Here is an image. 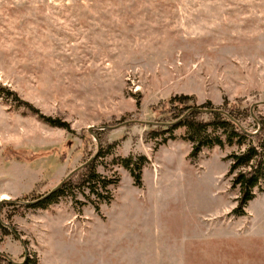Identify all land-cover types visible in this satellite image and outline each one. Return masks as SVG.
I'll list each match as a JSON object with an SVG mask.
<instances>
[{
  "label": "rangeland",
  "instance_id": "obj_1",
  "mask_svg": "<svg viewBox=\"0 0 264 264\" xmlns=\"http://www.w3.org/2000/svg\"><path fill=\"white\" fill-rule=\"evenodd\" d=\"M0 87L31 106L0 91L1 254L33 264H264V180L245 215L234 213L228 158L248 146L192 159L186 128L147 143L141 125L176 95L264 118V0H0ZM100 134L119 143L96 160L114 184L3 206L49 195L96 158ZM125 160L142 163L140 185Z\"/></svg>",
  "mask_w": 264,
  "mask_h": 264
},
{
  "label": "trees",
  "instance_id": "obj_2",
  "mask_svg": "<svg viewBox=\"0 0 264 264\" xmlns=\"http://www.w3.org/2000/svg\"><path fill=\"white\" fill-rule=\"evenodd\" d=\"M0 91L13 96L19 105L31 108L29 104L22 102L15 93L2 87H0ZM194 109L197 111L183 119L186 114ZM249 109L243 108L241 104L231 105L227 101L222 107H215L211 102L198 105L193 96L176 95L170 98L166 104L161 105L157 112H153L155 115L153 122H149L147 125L141 124L146 129L143 138L148 143L181 128H186L190 133L189 141L193 144L192 155H190L192 159L198 158L204 148L216 146L224 148L226 145L243 147L247 145L248 149L245 152L234 153L228 158L232 166L229 174L234 177L233 187L239 191L238 206L234 213L241 217L245 215L248 204L255 199V190L261 188V183L264 180V118L254 117V112ZM205 111L210 112L206 113ZM35 113L40 116L43 122L70 131L68 124L46 117L39 114V112ZM249 120L255 125V131H250L246 127ZM133 125L135 124L129 123L126 127ZM210 131H213V133L222 131L226 136V140L221 139L220 136L211 137L209 135ZM98 138L96 158H93L91 163V160L86 162L83 165L84 167L65 181L56 192L43 198L27 196L23 199L22 205L18 202H9L4 203L3 206H19V208L29 209L34 205L44 206L49 204L57 197L76 190L90 189L92 193H95L96 188L101 183L104 188L114 184V182L107 181L99 176L96 170V160L109 155L119 143H106L103 134L98 135ZM171 139L175 140V137ZM141 165L142 163L137 165V168H133L130 160L124 161L125 168L130 170L137 185L141 184V177L136 174V170L140 171ZM27 202L29 203L26 204ZM2 228L7 233L10 232L4 225H2ZM0 264H33V262L27 257L19 263L0 253Z\"/></svg>",
  "mask_w": 264,
  "mask_h": 264
},
{
  "label": "water",
  "instance_id": "obj_3",
  "mask_svg": "<svg viewBox=\"0 0 264 264\" xmlns=\"http://www.w3.org/2000/svg\"><path fill=\"white\" fill-rule=\"evenodd\" d=\"M194 111H197V110H196V109L191 110L188 114H186V115L183 117V119L186 118L189 114L193 113ZM205 112H206V113H209L210 111H205ZM92 161H93V160H91L90 163H91ZM83 167H84V166H81L79 169H77V170L74 171L72 174H70V175L66 178L65 181H67L68 179H70V178H71V177H72L77 171H79V170L82 169ZM65 181H64V182H65ZM64 182H63V183H64ZM63 183H62L59 187H57L55 190H53L51 193H54V192H56L59 188H61V186L63 185ZM51 193H50V194H51ZM50 194H49V195H50ZM49 195H48V196H49ZM46 197H47V196H46Z\"/></svg>",
  "mask_w": 264,
  "mask_h": 264
},
{
  "label": "bare ground",
  "instance_id": "obj_4",
  "mask_svg": "<svg viewBox=\"0 0 264 264\" xmlns=\"http://www.w3.org/2000/svg\"><path fill=\"white\" fill-rule=\"evenodd\" d=\"M9 198L7 196H3V200H8Z\"/></svg>",
  "mask_w": 264,
  "mask_h": 264
}]
</instances>
